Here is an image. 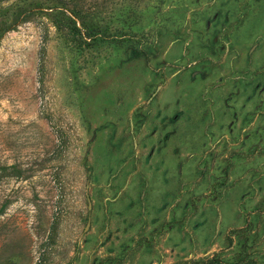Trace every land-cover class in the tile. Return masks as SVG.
<instances>
[{"label":"rangeland","instance_id":"obj_1","mask_svg":"<svg viewBox=\"0 0 264 264\" xmlns=\"http://www.w3.org/2000/svg\"><path fill=\"white\" fill-rule=\"evenodd\" d=\"M0 264H264V0H0Z\"/></svg>","mask_w":264,"mask_h":264},{"label":"trees","instance_id":"obj_2","mask_svg":"<svg viewBox=\"0 0 264 264\" xmlns=\"http://www.w3.org/2000/svg\"><path fill=\"white\" fill-rule=\"evenodd\" d=\"M70 14H72L71 16H73L74 18H78V17H75V15L73 13L70 12ZM69 21H71L70 19H68ZM72 22V21H71ZM82 24V23H81ZM58 29H60L59 26H57ZM79 33V32H78ZM83 38L88 40V41H95L99 38H101V32H100V29H98V27L95 25V26H92L90 28V30H84L83 31ZM105 38V36L103 35L102 33V39ZM82 39V38H81ZM83 39V40H84Z\"/></svg>","mask_w":264,"mask_h":264}]
</instances>
